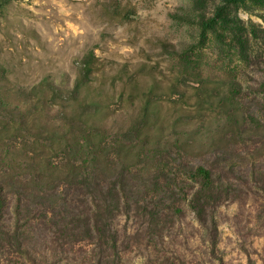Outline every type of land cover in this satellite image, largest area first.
Here are the masks:
<instances>
[{
    "label": "rangeland",
    "instance_id": "rangeland-1",
    "mask_svg": "<svg viewBox=\"0 0 264 264\" xmlns=\"http://www.w3.org/2000/svg\"><path fill=\"white\" fill-rule=\"evenodd\" d=\"M178 157L217 183L125 184L116 253L86 235L81 167L153 181ZM0 184L5 227L17 191L37 211L12 264H264V0H0Z\"/></svg>",
    "mask_w": 264,
    "mask_h": 264
},
{
    "label": "trees",
    "instance_id": "trees-1",
    "mask_svg": "<svg viewBox=\"0 0 264 264\" xmlns=\"http://www.w3.org/2000/svg\"><path fill=\"white\" fill-rule=\"evenodd\" d=\"M92 59H94V54L90 53L81 60L79 70L77 73L78 77L75 81L74 88L69 91H67L66 89L63 91H60L62 95L64 96V98L69 99V96L71 94H74V97L77 99L83 87L90 83L91 75L93 73V60ZM35 88H37V86H35ZM50 89L52 90L53 95H54L55 86L54 87L50 86ZM178 160L179 162H176L174 171L172 167L170 168V170H167V168L169 167L163 166L162 170L160 171L161 173L160 177L155 178V180L153 181H149V180L139 181L138 176H133L134 182H132V180L129 181L127 179L128 177L127 175L137 174V173L136 172L130 173L129 171L126 170V168H124L122 170L123 175L118 177V180H117L118 183H114V184L111 183V180H108V178H104L102 176L103 174L101 173L92 174L89 170L84 169V167H81L80 171L78 172L79 176L76 178L77 180L74 181L73 184H74V190H75V194H76L78 202L81 203L82 205L87 204V207L85 210L78 211L76 218L78 222L87 223V226L91 225L94 228L93 229L91 227V232L93 230L95 233L94 235L93 233L88 232V231H86L87 233L86 235H88L89 238L94 239L95 235L97 234L98 235V246L101 248H105L108 251H113L116 253L117 251L116 249L118 247L117 245H119V239L118 237H116V235L118 236L117 234L118 229H115V224L111 222V219L112 217L116 215L114 214L115 212L116 213L120 212V209L122 207L121 202H120V195L125 200H127L126 192L128 190L125 184H136L137 182L139 184H145V186L147 184L146 189H149V190H154L155 184H166L167 185L166 188L168 189V192L170 193V195H172L173 193V191L171 190L172 186L179 188V185L181 183H184V181L182 180L183 177H185L187 181H191V182H194L195 184H200V185L217 183L218 180L216 179V176L219 173L218 168L210 167L209 169L204 166H198L196 168H193V167H190L188 163H185L183 157H178ZM168 192L166 191V193ZM2 193H3V187L0 184V206L2 205V202L4 199ZM16 193L18 195V200H17V204L15 208L16 222L15 223L13 222L9 224L7 227H5L0 221V257H1L0 262L4 260L8 264H12L11 254L13 252L20 253V254L26 253L29 255L30 252L26 248L23 247L22 236H26L24 235L26 233L19 231L17 227H20V224L23 222L33 225L34 223L32 221L35 219L33 217L35 215L33 213V210L36 211V207L33 209L27 206L26 204L28 201L27 196H25L26 203L23 204L22 192L17 191ZM141 193L145 195V192H141ZM110 196H115L117 199L115 202L116 207L114 208H111L108 202ZM167 197H168V194H167ZM88 203L91 204V206H89ZM125 205L129 207L128 202L125 203ZM172 205H173V202H171L169 205L165 207L169 211L171 207H173ZM23 207H25V210H23ZM136 207L140 211H143L144 215H149V217L147 216L143 217L142 215L139 216L145 219V221H148L151 223H157L161 220L159 217H156L157 211L155 210L146 211V209H144V207L141 206L140 204H138ZM31 212H32V216H29ZM109 214L112 216H108ZM198 219L200 220L202 224H204L206 221L205 218H203L202 216H199ZM92 220H93V225L91 223ZM14 227H16L17 229H15V231H12V228L14 229ZM104 236H106V238ZM103 259H104V256L99 258V261H103ZM106 259L109 260L108 258ZM99 264H102V263L99 262Z\"/></svg>",
    "mask_w": 264,
    "mask_h": 264
}]
</instances>
